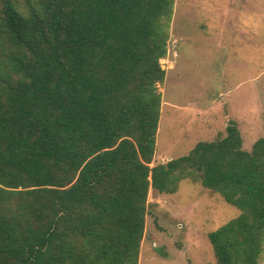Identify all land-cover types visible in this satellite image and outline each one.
<instances>
[{
	"label": "trees",
	"instance_id": "trees-1",
	"mask_svg": "<svg viewBox=\"0 0 264 264\" xmlns=\"http://www.w3.org/2000/svg\"><path fill=\"white\" fill-rule=\"evenodd\" d=\"M174 4L0 0V264H139L150 188L187 178L240 209L216 264H261L264 137L243 148L230 119L151 165Z\"/></svg>",
	"mask_w": 264,
	"mask_h": 264
},
{
	"label": "rangeland",
	"instance_id": "rangeland-1",
	"mask_svg": "<svg viewBox=\"0 0 264 264\" xmlns=\"http://www.w3.org/2000/svg\"><path fill=\"white\" fill-rule=\"evenodd\" d=\"M161 63L167 73L157 84L163 99L152 166L224 136L230 119L243 148L264 137V0H175ZM239 214L188 178L174 193L151 187L139 264H216L209 233Z\"/></svg>",
	"mask_w": 264,
	"mask_h": 264
},
{
	"label": "crops",
	"instance_id": "crops-1",
	"mask_svg": "<svg viewBox=\"0 0 264 264\" xmlns=\"http://www.w3.org/2000/svg\"><path fill=\"white\" fill-rule=\"evenodd\" d=\"M254 82V81H253ZM156 155V154H155Z\"/></svg>",
	"mask_w": 264,
	"mask_h": 264
}]
</instances>
